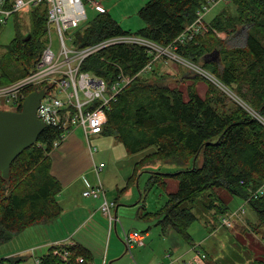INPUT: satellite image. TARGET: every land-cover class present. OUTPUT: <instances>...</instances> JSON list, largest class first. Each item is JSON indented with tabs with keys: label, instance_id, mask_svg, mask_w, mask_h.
Instances as JSON below:
<instances>
[{
	"label": "trees",
	"instance_id": "1",
	"mask_svg": "<svg viewBox=\"0 0 264 264\" xmlns=\"http://www.w3.org/2000/svg\"><path fill=\"white\" fill-rule=\"evenodd\" d=\"M140 17L146 26L137 33L124 31L109 12L98 15L87 25L72 32L74 46L84 48L123 35H137L169 47L197 18L206 0H146ZM235 13L225 10L212 22V28L227 38L248 28L244 47H231L212 31L199 34L179 46L178 55L200 64L222 84L232 90L253 110L264 117V0H233ZM49 10L42 3L30 13L29 35L17 36L0 57V86L23 78L36 69L46 45ZM19 16H16L18 20ZM3 26L0 24V32ZM219 54L217 60L209 56ZM215 53V54H216ZM142 46L118 44L88 58L83 71L112 82L120 68L137 76L153 61ZM157 62H155L156 64ZM154 64V65H155ZM120 67V68H119ZM157 70L138 76L125 87L107 111L102 136L112 137L134 155L154 149L137 164L140 168L162 161L180 169L173 173H154L150 186L166 190L175 179L178 188L169 194L166 204L147 218H156L163 232L173 229L193 245L189 230L198 220L195 206L205 192L206 205L213 212V225L230 213L236 197L249 202L264 228V195L253 194L264 185V123L253 117L211 82L205 97L189 86L186 91L165 82ZM204 80L196 76V80ZM32 91H27L29 95ZM20 105L16 111H21ZM59 131L47 127L38 141L12 164L9 179L0 172V245L35 225L47 224L61 217L63 208L58 197L61 182L52 174L51 153ZM128 189V187L126 188ZM211 231L213 229H210ZM71 257L64 260L50 248L41 264H92L94 256L83 245L69 248ZM83 259V263L77 261ZM244 264H264V256Z\"/></svg>",
	"mask_w": 264,
	"mask_h": 264
},
{
	"label": "rangeland",
	"instance_id": "2",
	"mask_svg": "<svg viewBox=\"0 0 264 264\" xmlns=\"http://www.w3.org/2000/svg\"><path fill=\"white\" fill-rule=\"evenodd\" d=\"M146 2V0L103 1L106 10L120 24L123 30L132 33H137L146 26L145 22L140 17V11ZM85 7L87 20L82 23V27L89 25V23L98 15V13L90 7L88 2L85 3ZM225 10H228L231 14L235 13L233 0H229L228 4L222 3L213 8L205 17V21L209 23L212 22ZM211 27L212 26L210 24V29ZM17 30L20 31L22 36L29 35L31 30V18L29 14H20L18 20H16V17H12L9 22L3 26L0 32V57H3L6 54L7 46L17 36ZM212 32L216 35L218 34L219 36H217L221 39H228L226 37V33L219 32L217 29L212 30ZM201 34L207 33L201 32ZM238 35L239 39L228 42L229 46H244L247 40L248 28L240 27L238 29ZM53 49L55 52L60 51V41L56 35L53 36ZM217 59L218 57L216 54H212L208 58V60L214 61ZM194 68L198 69V72L195 71ZM154 70H157L160 75L165 76V82L169 85L179 86L185 91L189 86H191L197 90L199 95L202 97H205L207 94L209 89L207 81H209L214 84L219 91L230 96L236 104L242 106L247 112L252 113L253 117H258L264 122V117L253 110L252 107L240 97L236 96L232 90L221 84L218 85L212 82V79H209L210 72L207 69L203 68L200 64L181 57L174 48H170V52H167L157 61L154 65ZM196 76L202 77L204 80L200 79L197 81ZM9 105L10 104H4V102H1L0 110H16V108ZM73 138L83 141L84 143L87 141L82 129H78L73 135ZM98 145L100 150L95 155L97 164H99L100 161H105L107 165V169L101 173L102 183L108 191L107 199L109 202H114V207L117 205L115 200L118 199L120 212L118 214L119 222L117 221V230L115 231L110 228L109 220L104 218V212L102 210L104 198L98 200L96 199V203L98 205L101 204L99 210L102 213L98 215V224H95L90 230L84 229L83 234H88L89 238L81 234L88 240V242L86 241L87 245L94 251L92 252L94 256L93 264H104V259L107 258L108 251L112 254L115 249L123 251V254L119 258L118 262L112 263V260L109 259L107 264H130L128 261H125L127 256L131 258L132 264H167L169 259L167 258L166 253L173 251L174 256L178 255V253H183L185 249L190 248L191 245L186 243L179 233L173 229L166 231L167 233L163 232L162 227L159 225L156 218H147V214L158 212L166 204L169 194L174 193L178 188V182L175 179L169 180L168 188L166 190L159 186H150L149 183L151 177L154 173H173L180 168L176 165L165 164L162 161L152 162L140 168L137 175L134 177V180L130 181L132 176H134L135 168L137 166L134 165V163L140 155L137 154L136 156L135 154L131 155L128 153H121L120 157H116L113 154L114 151L112 153V147L104 148L103 143ZM56 149L57 148L54 147V150ZM52 159L54 161L53 157ZM86 175L91 182L95 184L97 183V179L94 177L92 172H89ZM80 182L81 184L84 183L83 178ZM77 186H80L79 183L76 184V187ZM127 187L128 191L134 193V196L124 200V197H122V191ZM262 187H264V185ZM262 187L258 190L262 189ZM209 195L210 192H205L204 195L199 198L194 210L198 216V220L189 230L192 237L196 239L195 241L197 244L199 243L197 240L198 238L202 239L207 236L206 239H209L205 246L200 248V250L202 252L205 250L208 251L209 249L212 250L213 254H211V256L221 258L219 262L220 264H244L246 262H251L256 258L263 257L264 228L259 234L254 231L253 225L260 223V221L257 213L249 205L248 200L244 201L238 197L232 200L229 205L232 212L219 219L218 228L221 230L217 232L211 231L209 225L207 224V218L211 219V217L214 216L213 212L207 211L209 210L206 206L210 200ZM70 196L75 198V201L71 198H67L70 200L64 203L68 208L69 206H72L68 213V222H72L74 218L73 214L75 212V208L73 206L77 204L76 201L79 202L80 199L82 204H90L93 200L85 198L83 196V192H80V195L78 196H76L74 192V195L71 193ZM119 196L120 198H118ZM115 210L116 209L113 208L112 212ZM224 220L227 221L230 228L224 225ZM237 222L241 223L244 230L247 232L249 229L250 234H248V241H246L245 244L241 239H236L233 235L227 236L228 231L231 232L235 230ZM45 228L46 227L42 224L32 226L27 228L22 233L15 235L9 242L0 245V264H37V260H41V257L46 255L49 251L48 247L40 246L44 240L51 236V233H47V229ZM133 229H140L144 232L148 231L151 233L150 235L152 237L147 240L145 247H142L144 246L142 245L141 247L128 249L127 244L124 241V232H128ZM210 234L215 237L209 236ZM252 234L254 236H250ZM81 235L80 237H82ZM143 237L145 241V236ZM229 238L231 243L228 244V249L220 248L222 245L221 240L228 241ZM144 241L143 243L145 244ZM61 244L71 253L69 248L73 245L67 243ZM54 245L55 244H53L51 248L54 249ZM170 249H172V251ZM221 252L225 253L222 254ZM203 256H205V258L207 257V255ZM70 257L71 255L67 256V258H61L68 260ZM79 259L82 258H78V262ZM189 264H195V261L194 263L191 262Z\"/></svg>",
	"mask_w": 264,
	"mask_h": 264
},
{
	"label": "built area",
	"instance_id": "3",
	"mask_svg": "<svg viewBox=\"0 0 264 264\" xmlns=\"http://www.w3.org/2000/svg\"><path fill=\"white\" fill-rule=\"evenodd\" d=\"M104 0H0V24L6 25L12 17L20 14H29L35 7L44 3L47 5L49 14L47 21L46 45L36 69L29 75L20 78L8 85L0 86V103L19 108L26 98L27 91H45L44 98L40 101L37 116L46 127H53L59 131V137L54 142V147L59 148L82 129L87 139L92 155L99 151L93 142V137L102 136L107 124V111L111 104L117 100L119 93L134 80L154 69V64L170 48L177 50L179 46L192 41L201 32L210 33V23L205 21L207 14L218 5L228 4L229 0H206L197 13L196 21L169 46L163 47L137 35H123L102 41L96 45L84 48L74 46L73 31L82 28V23L87 20L85 3L97 13L105 14ZM60 41V51L53 49V36ZM218 35V34H217ZM219 36V35H218ZM118 44L138 45L154 58L137 76L126 75L120 68L118 78L112 82L106 81L94 73L83 71L85 61L102 50ZM198 72V69L194 68ZM209 74V73H208ZM209 79L223 85L214 75L209 74ZM16 111V110H12ZM249 111V110H248ZM250 113V112H249ZM256 113V112H255ZM252 115V113H250ZM257 114V113H256ZM264 123L260 118H256ZM105 163L95 166L98 183L88 186L83 192L85 198L94 200L104 198L102 210L110 220V226L117 224L113 215L114 202H109L104 184L100 180V173L106 168ZM264 194V187L253 194L258 198ZM224 225L229 227L227 221ZM144 234L138 230L124 232V241L128 249L144 245ZM55 253L67 258L71 253L61 243L54 245ZM205 256L197 257L195 264H202ZM83 263V259H79ZM37 260V264H41Z\"/></svg>",
	"mask_w": 264,
	"mask_h": 264
},
{
	"label": "crops",
	"instance_id": "4",
	"mask_svg": "<svg viewBox=\"0 0 264 264\" xmlns=\"http://www.w3.org/2000/svg\"><path fill=\"white\" fill-rule=\"evenodd\" d=\"M238 37L239 35L238 33H236L232 38L230 37L227 40L228 42H231L233 40H238L239 39ZM224 39L225 38H222V40ZM244 46H234V47H244ZM215 53L216 52H214V54ZM216 55L219 58V54L216 53ZM73 135L68 139L66 143H64L61 147L57 148L51 153V158L52 157L54 158V161L52 159L53 161L52 162V174L61 182L62 187H63V191L58 197L60 205L63 208V212H62L61 217H59L57 220H54L47 224H42L46 227L45 229H47L46 230L47 233H51V236L48 235L49 237L46 240H44L40 246L48 247L49 250L52 247V245L56 243H67L73 246L76 244L78 245L80 244V245L85 246L89 250H92L86 243V241L88 242V240L85 237H83V236H87V238H89L88 234L87 235L83 234V231L84 229L90 230L92 227H94L95 224H98L97 218H98V215L101 213L99 210L101 204L98 205L96 203V200L93 199L92 203L90 204L89 203L82 204L81 200L79 199V202L76 201L77 204L73 206L75 208V212L73 214L74 218L72 222L71 221L68 222V213L71 210L72 206H69L68 208L66 207V204L64 203L70 200L67 198H71L75 201V198H72L70 194L72 193V195H74V192H75L76 196H78L80 195V192H84L88 188V186H94L98 183V177L95 172V166L97 164V160L95 158L96 154L92 155L87 141L86 143H84L83 141L73 138ZM93 141L98 147H99L98 144L100 143H103L104 148L112 147L113 148L112 153L114 151L113 154L116 157H120L121 153H124V154L127 153L124 145L121 146L122 144L121 145L117 144L112 137L95 136L93 137ZM152 153H154V149H149L141 153H138V155H140L139 156L140 158L138 157L134 165H137L138 163L141 162L143 158H145L147 155H150ZM135 155L137 156V154ZM100 163L106 164L105 161H100ZM106 169H107V166L101 173H103ZM89 172L90 173L92 172L94 174V177H96L97 179L96 184L91 182L89 178L87 177L86 174ZM101 173H100V180H101ZM82 178L84 182L83 184H81L80 182ZM78 183L80 186L76 187V184ZM106 192L108 193L107 189H106ZM133 196H134V193L131 191H128V189H125L122 191V197H124V200H127L128 198L133 197ZM118 198H120V196ZM115 202H117V205L115 206L116 210L113 211V213H114V217H116L117 221L119 222L118 214L120 212V209L118 205V199H116ZM230 212H232V210ZM104 218L108 219L105 215H104ZM207 224L209 225L210 229H213L212 231L218 232L221 230V229L219 230L218 228L219 221L215 227V225H213L212 220L207 218ZM109 225H111L110 220H109ZM112 229L116 231L117 224L113 223ZM133 230H138L144 234L145 244L142 247H145L147 240L151 239L152 237L150 235L151 233H149L148 231L144 232L143 230H140V229H133ZM233 231L231 232L228 231L227 236L233 235L236 239H241L244 244L246 243V241H248L247 236L248 234H250L249 229H248V232L244 230L241 223L237 222L236 228ZM81 234H83V236ZM80 235L82 237H80ZM209 236L215 237L212 234H210ZM250 236H254V235L252 234ZM206 238L207 236H205L202 239L198 238L197 239L199 242L198 244L195 241L196 239L193 238L194 244L191 245L190 248L185 249L183 253H178V255L173 256L174 252L172 251V249H170L172 252L166 253L167 258L169 259L167 264H179V263L189 264L191 262L194 263L197 257H199V252L201 253L200 254L201 256L207 255V257L204 260H202V264H220L219 262L221 258L217 256L215 257L211 256V254H213L212 250L210 249L208 251L205 250L203 251L204 253L200 250V248L204 247L205 244L209 241V239H206ZM221 242H222V245L220 248L222 249H228V244L231 243L230 238L228 239V241L221 240ZM138 247H141V246H138ZM92 252L94 251L92 250ZM221 253L224 254L225 252H221ZM122 254H123V251H119L117 249L113 250L112 254L108 251L107 258L104 259V264H107L109 259L112 260V263L118 262ZM125 261H128L130 264H132V260L128 256L125 258Z\"/></svg>",
	"mask_w": 264,
	"mask_h": 264
},
{
	"label": "water",
	"instance_id": "5",
	"mask_svg": "<svg viewBox=\"0 0 264 264\" xmlns=\"http://www.w3.org/2000/svg\"><path fill=\"white\" fill-rule=\"evenodd\" d=\"M45 91L31 92L21 111L0 110V172L9 179L13 162L39 139L46 124L37 116Z\"/></svg>",
	"mask_w": 264,
	"mask_h": 264
},
{
	"label": "bare ground",
	"instance_id": "6",
	"mask_svg": "<svg viewBox=\"0 0 264 264\" xmlns=\"http://www.w3.org/2000/svg\"><path fill=\"white\" fill-rule=\"evenodd\" d=\"M264 120V119H263Z\"/></svg>",
	"mask_w": 264,
	"mask_h": 264
}]
</instances>
